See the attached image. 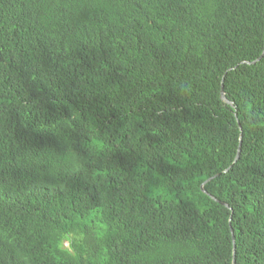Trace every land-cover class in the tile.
<instances>
[{"label": "trees", "instance_id": "16d2710c", "mask_svg": "<svg viewBox=\"0 0 264 264\" xmlns=\"http://www.w3.org/2000/svg\"><path fill=\"white\" fill-rule=\"evenodd\" d=\"M233 236L264 264V0H0V264H233Z\"/></svg>", "mask_w": 264, "mask_h": 264}, {"label": "water", "instance_id": "95a60500", "mask_svg": "<svg viewBox=\"0 0 264 264\" xmlns=\"http://www.w3.org/2000/svg\"><path fill=\"white\" fill-rule=\"evenodd\" d=\"M262 57H263V56H262ZM256 62H257V61H255V62H253V63L246 62V63H244V64L251 65V64H256ZM222 94H223V100H224L228 105H230V106H232L234 109H236L235 104H234L231 100H229V98H228V96H227V94H226V90H225V81H224V84H223V92H222ZM236 116H238V115H237V111H236ZM239 125H240V128H242L240 123H239ZM242 141H243V136L241 135L240 147H239V151H238V154H237V157H236V161H235V163L238 162V160H239V158H240V155H241V151H242ZM228 172H230V170H227V171H226V173H228ZM220 176H221V175H218V176L215 177V178H218V177H220ZM215 178L210 179V180H209V181L203 186V190H204L205 192H206V190H205V186H206L208 183L212 182ZM223 205L226 206V207H228V208H230V207H229L227 204H225V203H223ZM233 264H236V263H235V238H234V236H233Z\"/></svg>", "mask_w": 264, "mask_h": 264}, {"label": "rangeland", "instance_id": "374dc122", "mask_svg": "<svg viewBox=\"0 0 264 264\" xmlns=\"http://www.w3.org/2000/svg\"><path fill=\"white\" fill-rule=\"evenodd\" d=\"M66 247H68V244H66Z\"/></svg>", "mask_w": 264, "mask_h": 264}]
</instances>
